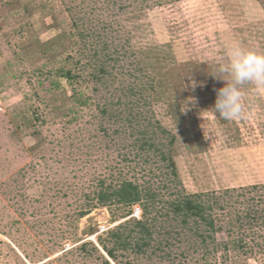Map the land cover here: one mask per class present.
Listing matches in <instances>:
<instances>
[{
	"label": "rangeland",
	"instance_id": "rangeland-1",
	"mask_svg": "<svg viewBox=\"0 0 264 264\" xmlns=\"http://www.w3.org/2000/svg\"><path fill=\"white\" fill-rule=\"evenodd\" d=\"M233 43L264 51V0H0V264H264V90L211 111Z\"/></svg>",
	"mask_w": 264,
	"mask_h": 264
},
{
	"label": "clouds",
	"instance_id": "clouds-1",
	"mask_svg": "<svg viewBox=\"0 0 264 264\" xmlns=\"http://www.w3.org/2000/svg\"><path fill=\"white\" fill-rule=\"evenodd\" d=\"M226 62L217 59L214 77L225 81L217 89V99L211 109L223 120H240L247 117L242 87L246 84L264 90V51L248 49L239 43L226 46ZM227 77V78H226Z\"/></svg>",
	"mask_w": 264,
	"mask_h": 264
},
{
	"label": "trees",
	"instance_id": "trees-1",
	"mask_svg": "<svg viewBox=\"0 0 264 264\" xmlns=\"http://www.w3.org/2000/svg\"><path fill=\"white\" fill-rule=\"evenodd\" d=\"M103 71V70H102ZM65 77H70V73L64 74ZM146 195V194H145ZM143 193L139 190L138 186L135 185L132 182L125 181L120 184L118 188H114L111 190V192H102L99 194L98 199L100 203L106 204L111 201H116L119 204H127L133 207V205L141 203L143 200ZM152 194H147L146 196V203L148 204L150 201L153 200ZM199 197L196 196L194 198L185 196L183 200L175 201L171 204L172 210L176 215H181L184 218V222H186L189 218H198L205 222V224L211 229L214 230V222L212 219H208L205 215V208L203 206V203H200L198 200ZM143 214L148 213V207L146 204H144ZM136 228L140 230L141 234H145L147 236V239H149L151 233L149 228H147L146 224L144 222H137ZM116 238L120 239V237L116 234ZM122 240V239H120ZM124 243V242H123ZM120 244V243H119ZM120 244L119 246H121ZM146 241L142 242L141 245H138L139 250L142 249L143 246H146ZM125 246V243L122 245V247ZM107 254L114 258L113 251H107Z\"/></svg>",
	"mask_w": 264,
	"mask_h": 264
},
{
	"label": "built area",
	"instance_id": "built-area-1",
	"mask_svg": "<svg viewBox=\"0 0 264 264\" xmlns=\"http://www.w3.org/2000/svg\"><path fill=\"white\" fill-rule=\"evenodd\" d=\"M140 213H141V210H138V211L135 210L134 215H136V214L139 215Z\"/></svg>",
	"mask_w": 264,
	"mask_h": 264
}]
</instances>
